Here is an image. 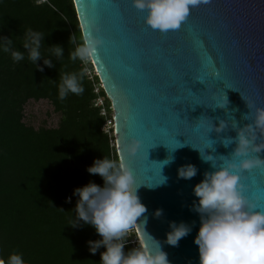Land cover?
Instances as JSON below:
<instances>
[{
	"label": "water",
	"instance_id": "water-1",
	"mask_svg": "<svg viewBox=\"0 0 264 264\" xmlns=\"http://www.w3.org/2000/svg\"><path fill=\"white\" fill-rule=\"evenodd\" d=\"M73 3L82 37L103 40L90 60L112 105L119 163L141 185L147 221H137L140 241L152 249L159 242L170 264H199L193 188L213 170L201 154L215 157L217 168L225 160L238 163L243 157L232 155L236 143L226 147L224 141L247 125L246 134L264 145V130L253 123L255 111L264 109V0H212L192 8L182 27L167 33L146 25V13L132 0ZM225 97L227 105L219 108ZM220 121L224 130L211 131ZM133 140L141 142L136 156L126 151ZM249 155L264 160V150ZM187 164L196 166L197 175L179 179L178 168ZM162 176L166 183L157 185ZM241 183L264 210V166L242 171ZM172 221L192 226L178 247L166 243Z\"/></svg>",
	"mask_w": 264,
	"mask_h": 264
},
{
	"label": "trees",
	"instance_id": "trees-1",
	"mask_svg": "<svg viewBox=\"0 0 264 264\" xmlns=\"http://www.w3.org/2000/svg\"><path fill=\"white\" fill-rule=\"evenodd\" d=\"M29 29L45 36L41 53L55 67L40 72L27 53L17 62L0 47V259L17 253L25 264H100L105 249L92 255L87 244L100 239L95 230L69 226L78 199L74 190L90 181L103 186L87 168L95 159H112L103 119L92 104V83L82 62L69 55L83 40L73 0H0V37L12 40L13 50L26 51ZM71 36L77 45L69 43ZM54 44L63 47V57L52 54ZM37 63L43 66V60ZM88 66L93 69L91 62ZM81 72L84 93L61 101L60 76ZM29 101L48 102L59 116L56 126L28 122Z\"/></svg>",
	"mask_w": 264,
	"mask_h": 264
},
{
	"label": "clouds",
	"instance_id": "clouds-1",
	"mask_svg": "<svg viewBox=\"0 0 264 264\" xmlns=\"http://www.w3.org/2000/svg\"><path fill=\"white\" fill-rule=\"evenodd\" d=\"M48 0H37V4L47 3ZM212 0H132V5L138 11L146 13L144 22L153 30L161 33L178 30L186 22L192 8L208 5ZM54 8V6H53ZM55 10V9H54ZM91 23V22H90ZM45 36L29 29L24 34L21 52L12 49V40L0 37V47L5 53H10L14 61L27 58L43 72L44 68H54L53 60L44 58L41 53ZM69 43L77 45L71 36ZM103 45L98 36L89 34L72 51L70 59H79L87 63ZM52 54L57 58L64 56L61 45H51ZM43 60V66L37 62ZM84 73H64L60 76L58 85L59 99L65 100L69 94L82 95ZM227 98V97H226ZM227 104H220L225 108ZM247 117V115H245ZM254 126L264 130V109H257L254 114ZM226 124L220 121L219 126H211V131L222 132ZM235 127V125H234ZM250 125L240 129L237 136L224 141L225 146L236 143L232 153L239 162L225 160L224 165L217 168L212 155H203L204 162H212V171L204 173V178L193 188L197 200L193 201V210L199 214L200 226L195 245L198 246L199 264H264V210H258V205L245 194V186L241 183V172L255 167L264 166V160L250 153H259L264 145L256 143L255 136L246 134ZM141 146L139 140H133L126 146L130 156H136ZM223 157V156H222ZM173 157L165 160L163 166L173 162ZM91 175H98L103 180V186L89 182L83 187L76 188L73 195L78 197L74 208L72 228L91 226L100 237L98 240L87 241L89 252L95 255L102 247L100 264H170L168 254L162 250L158 242L155 249L147 245L131 248L127 252L128 233L144 217L146 223L147 207L141 202L132 171L124 164L106 157L95 159L87 168ZM195 165L187 164L178 168V178L191 180L197 175ZM167 178L157 185L166 183ZM148 187H154L149 186ZM68 197L66 203H71ZM155 217L160 218L163 210H157ZM170 231L166 234V243L178 247L181 239L192 231V226L175 221L169 222ZM0 264H25L21 254L13 253L6 260L0 259Z\"/></svg>",
	"mask_w": 264,
	"mask_h": 264
},
{
	"label": "built area",
	"instance_id": "built-area-1",
	"mask_svg": "<svg viewBox=\"0 0 264 264\" xmlns=\"http://www.w3.org/2000/svg\"><path fill=\"white\" fill-rule=\"evenodd\" d=\"M91 62L89 60L87 63L82 62L83 64V71L87 78L92 83V91L94 94V98L92 101L93 106L97 109L100 117L103 119V123L101 126V132L106 135L110 142V148H111V156L113 161V148H115L116 151V144H115V133H114V115L112 110V105L110 102L109 97L107 96L106 92L104 91V88L99 81V79H95V70L94 68H90L88 66V63ZM117 154V151H116ZM118 157V156H117ZM127 247L125 248V251L127 252V248H134L142 245L136 226L130 230L128 233L127 238Z\"/></svg>",
	"mask_w": 264,
	"mask_h": 264
},
{
	"label": "rangeland",
	"instance_id": "rangeland-1",
	"mask_svg": "<svg viewBox=\"0 0 264 264\" xmlns=\"http://www.w3.org/2000/svg\"><path fill=\"white\" fill-rule=\"evenodd\" d=\"M27 121L34 125L45 123L56 126L59 116L52 111V106L46 101H29L25 107Z\"/></svg>",
	"mask_w": 264,
	"mask_h": 264
},
{
	"label": "snow or ice",
	"instance_id": "snow-or-ice-1",
	"mask_svg": "<svg viewBox=\"0 0 264 264\" xmlns=\"http://www.w3.org/2000/svg\"><path fill=\"white\" fill-rule=\"evenodd\" d=\"M188 17H189V16H188ZM187 19H188V18H187ZM181 27H182V25H181ZM181 27H180V28H181ZM180 28H179V29H180ZM179 29H178V30H179ZM174 31H175V30H174ZM215 75H219V73H216ZM223 99H224V101H225V102H224V103H222V104H227V103H228V100H227V98L225 97V98H223ZM251 189H252V186H251V185H249V188H248V190H249V191H251ZM253 199H256V198H255V197H253Z\"/></svg>",
	"mask_w": 264,
	"mask_h": 264
}]
</instances>
